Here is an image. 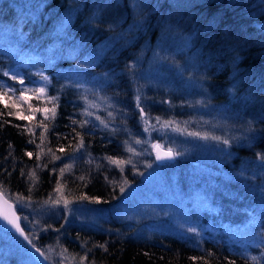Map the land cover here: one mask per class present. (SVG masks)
Masks as SVG:
<instances>
[{"label":"trees","instance_id":"1","mask_svg":"<svg viewBox=\"0 0 264 264\" xmlns=\"http://www.w3.org/2000/svg\"><path fill=\"white\" fill-rule=\"evenodd\" d=\"M166 30L190 37L204 90L193 96L172 79L165 114L201 131L197 106H217V128L225 122L217 132L234 151L220 169L242 175L200 187L184 182L185 163L148 183L128 174L148 160L135 140L140 100L129 72L143 44ZM127 185L137 189L120 216L122 206L107 205ZM166 186L173 202L159 193ZM0 189L41 205L39 226L83 264H264V0H0ZM64 201L99 205L95 221L65 207L60 215ZM179 205L183 226L164 210ZM22 226L40 248L47 237ZM0 264L22 262L0 244Z\"/></svg>","mask_w":264,"mask_h":264},{"label":"rangeland","instance_id":"2","mask_svg":"<svg viewBox=\"0 0 264 264\" xmlns=\"http://www.w3.org/2000/svg\"><path fill=\"white\" fill-rule=\"evenodd\" d=\"M124 34L123 32L122 35ZM113 40L114 39H111L110 42L106 40L98 43L99 50L92 49L90 51L92 60L99 58L100 55L104 53L100 48L107 47V45L114 42ZM190 45V37L174 34L172 31L166 30L160 32L153 41H146L135 56L134 64L133 62L131 63V65L133 64L134 71L129 72L130 75H132V78L130 76V80L133 79L134 85L136 84L137 89L134 94L135 100L137 101L138 97L140 100L135 102V107L138 113H140L137 121L139 122L142 133V138H135V140L139 145L143 143L145 149L139 154H141L142 157H146L148 160L143 162L142 171H139L138 168L129 166L130 170L128 174L132 177L134 173L137 174L136 172H141V178L144 179L145 183H148L157 172L161 173L170 169V171L168 170L169 173H173L174 170H177L184 163L186 165L185 167H187L184 172L187 169L189 170L182 178L185 179L184 182L191 183V186L201 181L198 185L202 187V180H206L207 182L211 180L212 186H214L217 182L229 180V177L242 175V172L238 170L234 172L235 175L226 176L225 174H227V172H225L224 169H220V166L229 156H232L234 151L231 150L229 137H225L224 134L219 135L217 132V130L225 126V122L221 121L217 128L218 120L221 119L223 115L217 111V109L220 110L217 106L212 104L197 106L204 115L206 114V116L200 120L201 126L203 127L201 131L190 129V125H178L176 120L168 118V112L166 114L164 112L168 109V95L170 96L168 93V83H171L170 81H172V79L174 81L176 78L178 82L180 81L181 85H184L187 90L191 91L193 96H203L204 88L198 77H196L195 64L190 58L191 53L188 50ZM175 54L182 55L181 62L177 61L175 63L174 57L179 58ZM1 94L4 96V92H1ZM7 96L8 95H5V101L8 100L7 102H11L12 107L17 113H22L23 110L21 109V105L16 101L13 102V99ZM148 105L155 109H160V112L152 113L147 108ZM141 108L144 109L143 115H141ZM209 112L212 113L210 114ZM176 129H179V131H176ZM189 132H196L199 135L198 137H191L187 135ZM225 140L228 141V143H224ZM244 140L248 141L247 139ZM155 141L163 146L171 148L174 151V158L170 161L165 160L158 162L155 159L152 147ZM238 167L244 168L245 162H241ZM129 186L130 185H127V188L124 189L117 202L113 201L107 205V207L111 209L115 206L117 207L118 204L122 206L121 211L117 213L120 216L125 215L121 213L129 209V199L133 198L134 190L137 189V185L134 187ZM159 193L166 202H168V200L171 202L174 201L173 196L169 194L168 186ZM10 199L13 200L17 211L19 209L23 212V216L18 214L22 221V225H25L24 227L29 231L28 235L33 236L35 239L42 234V238L43 236L44 238L47 237V239L43 240L41 243L40 248L50 264H83L82 260L73 257L66 251L56 234L53 233L51 236H48L45 234L48 230L46 228L42 229L39 226V217L37 214H43L40 208L41 205L39 207H34L35 205L30 204L29 201L18 195L12 196ZM64 204L63 202L57 205L59 214L62 213L65 207V214H70L72 216L77 215V217L85 218L91 223L95 221L98 215L97 212H99L98 209H100L99 205L87 202L78 203L76 205L70 204L67 208ZM52 206H54V204ZM142 209L143 207L137 208L134 213L136 214ZM73 210H75L74 215L72 213ZM164 210L166 214H168L169 210L170 217L183 226L185 221H182L188 216V210L185 207L182 208L181 205H179L176 208L172 207V209H168L167 206ZM0 244L2 248H6V250L9 249L11 252L15 253L19 262H22V264H40L31 255L26 244L20 237L10 231L1 232V225Z\"/></svg>","mask_w":264,"mask_h":264},{"label":"water","instance_id":"3","mask_svg":"<svg viewBox=\"0 0 264 264\" xmlns=\"http://www.w3.org/2000/svg\"><path fill=\"white\" fill-rule=\"evenodd\" d=\"M153 144L159 145L158 148H153L155 159L157 154L159 153L161 156H164L165 153H167L169 150L172 152V156L174 157V151L166 146L161 145L159 142H153ZM173 159V158H172ZM172 159H164V160H157L158 162L165 161V160H172ZM9 221H12L13 223H9ZM19 224L21 231L24 233L23 236H21L16 230L14 225ZM0 225L9 230L10 232L14 233L18 237L21 238V240L26 244L29 252L34 257L36 261H38L40 264H50L47 260L46 256L42 252V250L36 246L30 238L25 239V237H28L26 235V232L21 224L20 216L18 214V211L16 209V206L12 199H10L1 189H0ZM39 249V251H37Z\"/></svg>","mask_w":264,"mask_h":264},{"label":"snow or ice","instance_id":"4","mask_svg":"<svg viewBox=\"0 0 264 264\" xmlns=\"http://www.w3.org/2000/svg\"><path fill=\"white\" fill-rule=\"evenodd\" d=\"M39 91H40L41 94L44 93V89H43V88H41ZM24 99H27V98L24 97ZM45 111H47V109H45ZM143 112H144V109L141 108V115H143ZM21 118H22V117H21ZM165 127H166V125H165ZM176 131H179V129H176ZM187 135H188V136H191V137H198L199 134L196 133V132H189V133H187ZM224 143H228V141L225 140ZM152 147H153V148H158L159 145L153 144ZM28 155H31V153H28ZM172 158H174V157L172 156V152H171V150H169L167 153H165L164 156H161L159 153H158L157 156H156V159H157V160L172 159ZM113 163H119V162H118V161H113ZM123 191H124V189L121 188V192H123ZM83 199H87V198H86V197H83ZM56 203H59V201H56ZM64 203H65V206H67L68 201H64ZM9 223L11 224V223H13V222H12V221H9ZM14 227H15V230H16L21 236L24 235V233H23V232L21 231V229H20L19 224H15ZM25 239H28V237H25ZM37 251H39V249H37Z\"/></svg>","mask_w":264,"mask_h":264}]
</instances>
